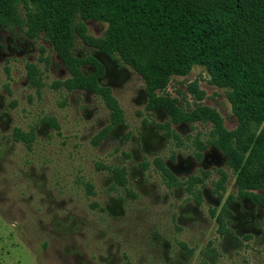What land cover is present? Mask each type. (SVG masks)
<instances>
[{"label":"rangeland","instance_id":"obj_1","mask_svg":"<svg viewBox=\"0 0 264 264\" xmlns=\"http://www.w3.org/2000/svg\"><path fill=\"white\" fill-rule=\"evenodd\" d=\"M86 25L95 37L107 28L92 19ZM75 54L103 64L101 83L124 111V125L98 144L93 139L109 123L102 99L60 85L69 73L43 35L0 24V264H264V208L237 197L235 174L213 146L196 160V140L205 141L210 126L172 124L179 138L163 136L157 124L168 116L146 110L137 73L80 38ZM29 65L39 71V87ZM192 82L204 92L201 102L234 129L227 89L212 84L204 67L172 77L166 90L193 107ZM51 117L58 128L44 122ZM15 129H34L30 146L15 140ZM158 158L178 186L167 185ZM114 168L124 169V186L115 183ZM219 170L228 177L224 190L217 189ZM204 173L188 191L189 177ZM229 195L237 198L222 213L227 233L220 234L216 216Z\"/></svg>","mask_w":264,"mask_h":264},{"label":"trees","instance_id":"obj_2","mask_svg":"<svg viewBox=\"0 0 264 264\" xmlns=\"http://www.w3.org/2000/svg\"><path fill=\"white\" fill-rule=\"evenodd\" d=\"M89 19L107 23L102 36L89 34ZM4 23L50 42L69 73L60 85L102 99L109 123L94 144L124 125V111L112 89L101 83L103 64L92 54H75L77 38L142 78L146 110L162 109L168 116L164 124H157L163 136L179 138L172 124L209 125L208 138L196 140V160L213 146L235 174L237 197L264 208V195L256 192L264 188V0H0V24ZM194 66L204 67L212 84L227 89L237 119L234 129H227L217 110L201 102L204 92L197 82L189 85L198 101L193 107L185 108L166 90L172 77L186 76ZM28 77L32 85H41L36 66H28ZM44 122L59 127L52 117ZM14 138L30 146L35 131L15 129ZM155 163L169 187L180 184L162 159ZM219 173L217 189L224 190L228 177L223 170ZM113 174L116 184H126L124 169L114 168ZM204 176H190L186 189L202 184ZM237 197L229 195L216 216L220 234L227 232L222 213ZM196 201L201 203L200 192Z\"/></svg>","mask_w":264,"mask_h":264},{"label":"flooded vegetation","instance_id":"obj_3","mask_svg":"<svg viewBox=\"0 0 264 264\" xmlns=\"http://www.w3.org/2000/svg\"><path fill=\"white\" fill-rule=\"evenodd\" d=\"M247 200V199H246ZM227 233V232H226Z\"/></svg>","mask_w":264,"mask_h":264}]
</instances>
